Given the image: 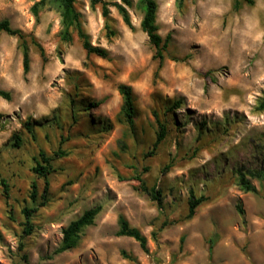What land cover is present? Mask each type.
I'll use <instances>...</instances> for the list:
<instances>
[{
  "label": "rangeland",
  "instance_id": "1",
  "mask_svg": "<svg viewBox=\"0 0 264 264\" xmlns=\"http://www.w3.org/2000/svg\"><path fill=\"white\" fill-rule=\"evenodd\" d=\"M38 1L0 0V21L29 45L24 74L17 39L0 34V90L10 94L0 98V180L8 185L7 194L0 185V264H132L122 251L138 264H264V189L251 180L256 193L243 192L235 182L236 170H264V111L256 110L264 99V0L236 10L234 0H186L181 8L155 0L157 33L170 35L160 69L137 0L127 8L131 28L113 6L120 0H97L93 8L75 1L90 44L106 50L105 59L86 56L76 35L62 42L59 13L46 5L35 18ZM120 84L133 93V130L120 122ZM175 101L178 108L164 110ZM153 112L167 130L155 149ZM26 120L39 125L33 136L22 128ZM15 136L21 145H13ZM39 152L54 170L45 195L31 170ZM32 183L43 205L21 240ZM191 195L205 201L186 220ZM96 207L78 245L56 253L62 230ZM120 216L145 237V252L116 235Z\"/></svg>",
  "mask_w": 264,
  "mask_h": 264
},
{
  "label": "trees",
  "instance_id": "2",
  "mask_svg": "<svg viewBox=\"0 0 264 264\" xmlns=\"http://www.w3.org/2000/svg\"><path fill=\"white\" fill-rule=\"evenodd\" d=\"M75 1L76 0H40L33 4L31 7V12L35 18L38 17L39 12L46 6V5H53L60 16V25H61V31H60V40L62 42H71L73 35H76L79 39L82 49L85 51L86 56L95 55L99 58L105 59L107 57L106 50L92 46L89 42L88 36L83 30L82 23H81V16L79 12L75 8ZM186 0H176L177 6L179 8L183 7L184 2ZM97 0H90V6L93 8L95 4H97ZM241 4H246L248 6L253 5V0H234L233 1V8L236 10L239 8ZM132 2L130 0H120V3H115L113 6L117 10L118 14L121 16L123 23L131 28V24L129 21V15L127 12V8L131 7ZM138 8L142 12V19L140 22V29L145 35L147 36V39L149 43L154 47V59L157 60L158 65L157 69H160L163 63V53L167 49V45L170 40V35H167L165 39L162 40V38L157 33V26L155 24V14L157 5L155 0H137ZM101 15L102 17L107 20L108 16V10L107 5L102 4L101 7ZM105 30H108L107 24H105ZM108 33H112L111 31H108ZM0 34H6L8 36H13L18 41V47L22 54V70L23 73L26 74L29 69V45L27 42L28 37L24 35L19 30H14L10 27L9 22L7 20L0 21ZM31 43L38 49L39 54L43 61H45V56L42 47L33 39L30 38ZM118 94L120 95L122 99V107L120 111V122H123L130 130L134 129V120L136 118V108L134 104V97L132 90L129 86L120 84L117 87ZM0 98L3 100L9 101L10 100V94L8 92L0 90ZM180 102L175 101L170 103L169 105H165L164 110L171 112V109H175L179 107ZM96 105L90 104V107H94ZM84 112L89 111V105H84ZM256 110L261 112L264 111V99H262L257 107ZM153 116L155 119V122L157 124L158 130L155 134V140L152 144V149L157 148V146L164 140L167 130L163 123H161V120L158 117L157 112H153ZM37 122H34L32 120H26L23 123L22 128L28 133L30 136L34 134V127L39 126L38 124H35ZM22 143V139L20 136H15L13 138V145L19 146ZM62 152H55L54 156L60 157L64 156ZM52 158L46 156L43 152L38 153V159L34 161V166L31 168L32 172L38 175L43 179V195L47 193L48 190V175L52 173L53 167L51 164ZM134 178L138 184L139 188L143 191H146V188L144 186V182L141 179V177L137 174ZM251 180H256L260 183V185L264 189V170H236V185L238 188L243 192H250V193H256V188L252 185ZM0 185L4 189V193H8V185L4 179L0 180ZM150 195L154 201H157L158 204L161 203L160 196L158 191H155L154 189L151 190ZM36 185L35 183L31 184V192H30V200L33 204V207H24L21 210V213L24 218V222L21 224V235L19 236L21 240H23L26 236L30 235L32 232V224L30 222V218L32 214L37 210L38 205H43L42 202L40 204L36 203ZM44 198V196H43ZM205 201V197L200 196L198 198H195L193 195H191L188 198L187 202V214L185 216L186 220L191 219L196 209ZM100 208H92L87 211H85L79 218L76 220L70 222L63 230H62V239L59 247L56 250V253H62L65 251H68L74 247H76L80 241V237L82 232L87 228L88 226L93 224V220L96 217V215L99 213ZM236 211L238 215L240 216L241 220L244 221V212L241 206L238 204L236 205ZM117 236L121 237H127L135 242L138 243L139 247L142 251H146V239L145 237L138 231V229L129 226L127 221L124 217L120 216L118 219V231L116 232ZM153 237H155V233H152ZM215 243L214 238L209 239V251L212 250ZM20 248L23 247L22 242L19 243ZM121 257L132 264H138L136 262V258L128 254L124 251L120 253Z\"/></svg>",
  "mask_w": 264,
  "mask_h": 264
}]
</instances>
